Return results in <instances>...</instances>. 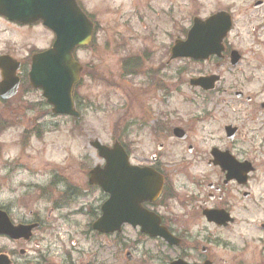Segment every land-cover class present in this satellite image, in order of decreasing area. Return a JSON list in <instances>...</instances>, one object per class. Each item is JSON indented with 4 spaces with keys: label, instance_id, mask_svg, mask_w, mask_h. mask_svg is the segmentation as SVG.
I'll use <instances>...</instances> for the list:
<instances>
[{
    "label": "flooded vegetation",
    "instance_id": "af4514ba",
    "mask_svg": "<svg viewBox=\"0 0 264 264\" xmlns=\"http://www.w3.org/2000/svg\"><path fill=\"white\" fill-rule=\"evenodd\" d=\"M258 1V6L215 8L203 15L195 8L175 37L170 18L171 33L165 34L170 43L161 53L143 48L125 54L123 40L99 37L95 16L85 11L94 30L90 44L73 51L81 67L72 91L74 108L80 112L90 103L92 95L81 91L84 78L100 82L110 71L120 79L145 78L138 84L132 122L117 123L118 135L107 144L117 141L122 147L136 168L138 186L135 205L116 204L108 212L113 218L129 212L134 222L112 233L92 229L112 197L89 183L92 169L104 167L102 161L76 164L67 156L66 164L28 166L17 164L22 155L13 159L3 152L5 134L13 133L23 153L30 141L43 140V113L30 120L25 114L49 106L42 92L29 86L28 74L32 58L49 50L54 36L40 24L0 17V57L13 61L9 72L17 86L10 96L12 76L0 95V213L13 228H30L16 239L0 235V264H264V3ZM77 4L109 8L89 7L84 0ZM195 23L190 53L173 58L174 43L186 41ZM142 39L154 42L155 37L148 33ZM110 50L120 58L106 66ZM177 106L182 116L173 109ZM77 122L71 121L68 139L75 140L81 130ZM94 140L88 141L91 150ZM115 177L104 174V184ZM119 178L127 182V176ZM159 180V195L143 200ZM14 181L16 192L10 188ZM113 193L125 200L122 188Z\"/></svg>",
    "mask_w": 264,
    "mask_h": 264
},
{
    "label": "rangeland",
    "instance_id": "374dc122",
    "mask_svg": "<svg viewBox=\"0 0 264 264\" xmlns=\"http://www.w3.org/2000/svg\"><path fill=\"white\" fill-rule=\"evenodd\" d=\"M85 1V0H84ZM257 0H88L85 5L94 7L96 5H106L109 8H84L88 13L95 16L99 26V37L106 35L121 38L125 44L124 53H138L143 48H150L157 53H161L162 46L170 43L166 39L167 33H171L169 19L174 22V31L172 35L177 36L181 30L183 21L187 13L200 8L199 15L207 14L215 8H249ZM264 2V0H261ZM93 5V6H91ZM164 11L167 17L161 15ZM156 15H158L156 17ZM144 28V29H143ZM176 28V29H175ZM150 33L155 37L153 41L143 40V36ZM15 36H19L16 35ZM86 55V54H85ZM104 64L111 66L115 59L120 55L110 50L105 55ZM111 70V69H109ZM143 76H137L133 79H120L119 74L110 71L100 82L95 81L90 84L83 80L82 92L85 95H92L90 103L80 110L81 134L77 135L75 140L68 139V132L71 128V121L65 117H56L50 114L48 108L40 110H28L25 118L33 119L43 113L41 124L45 130L43 140L39 144L30 141V149L23 153L15 146L13 133L5 134L2 140L5 141L3 150L10 158H16L22 155L18 160V165H60L66 164V158L69 156L73 161L71 163L96 164V156L88 146L90 138L99 140L102 144H109L115 129V123L132 122L136 115L137 102L139 97L138 84L144 82ZM160 94L154 95L160 99ZM37 96L31 100H37ZM178 116L183 115V108L177 106L173 108ZM121 121V122H120ZM119 126V125H118ZM121 128V126H120ZM130 148H134L133 135L128 141ZM135 151V149H134ZM80 158L87 161H80ZM18 179L22 178V173L14 174ZM17 182L14 181L10 188L16 192ZM8 195L7 193L3 194ZM84 222V219L79 220ZM83 225V224H80ZM85 226H80L84 229ZM1 244V242H0Z\"/></svg>",
    "mask_w": 264,
    "mask_h": 264
},
{
    "label": "water",
    "instance_id": "95a60500",
    "mask_svg": "<svg viewBox=\"0 0 264 264\" xmlns=\"http://www.w3.org/2000/svg\"><path fill=\"white\" fill-rule=\"evenodd\" d=\"M0 16L19 24L39 22L56 36L52 49L33 58L29 83L33 89L43 91L44 98L52 107V114L78 118V114L72 108L70 93L73 84L78 79L80 68L73 62L71 53L74 48L84 46L89 42L91 26L77 7L75 0H0ZM215 19L216 17H212L207 24L213 23ZM196 28L197 23L194 24L185 42L175 43L172 49L174 57L190 53L189 45L196 41L193 39ZM8 62L9 59L0 58V64L5 70H8ZM2 79L0 94L12 77L4 71ZM91 146L97 150L98 157L105 160V168L93 170L90 173L89 183L97 185L103 191L108 190L112 194L109 203L101 208L102 215L93 223L92 229L99 233H111L117 230L122 223L134 222L135 217H129V212L122 218H113L108 215V212L111 213V207L116 204L128 207L136 204L134 201L138 190L134 178L136 169L128 166L126 155L119 145L115 144L112 149H107L94 142ZM118 166L125 168L121 169ZM106 173L116 176L108 186L103 180V175ZM121 175L127 176L125 184L121 183L122 179L119 178ZM128 176L132 179L128 180ZM118 187L125 190V200L119 194L113 193ZM158 192L159 188L154 192V197ZM1 229L2 232H6L10 227Z\"/></svg>",
    "mask_w": 264,
    "mask_h": 264
}]
</instances>
